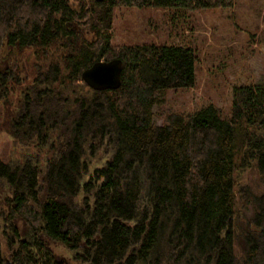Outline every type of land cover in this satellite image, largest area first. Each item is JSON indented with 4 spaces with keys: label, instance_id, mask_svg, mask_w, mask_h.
Segmentation results:
<instances>
[{
    "label": "trees",
    "instance_id": "1",
    "mask_svg": "<svg viewBox=\"0 0 264 264\" xmlns=\"http://www.w3.org/2000/svg\"><path fill=\"white\" fill-rule=\"evenodd\" d=\"M231 1L0 0V264H264V83L156 124L193 48L111 42L116 6ZM114 58L118 88L82 80Z\"/></svg>",
    "mask_w": 264,
    "mask_h": 264
},
{
    "label": "rangeland",
    "instance_id": "2",
    "mask_svg": "<svg viewBox=\"0 0 264 264\" xmlns=\"http://www.w3.org/2000/svg\"><path fill=\"white\" fill-rule=\"evenodd\" d=\"M111 32L114 45L176 44L195 52L194 86L163 91L152 108L156 124L164 122L166 111L187 115L208 104L229 118L233 88L264 83V0H232L192 11L116 6ZM235 179V191L241 184L263 189L254 169L239 171Z\"/></svg>",
    "mask_w": 264,
    "mask_h": 264
},
{
    "label": "water",
    "instance_id": "3",
    "mask_svg": "<svg viewBox=\"0 0 264 264\" xmlns=\"http://www.w3.org/2000/svg\"><path fill=\"white\" fill-rule=\"evenodd\" d=\"M121 71V59L100 60L95 61L88 68L84 69L81 73V78L93 89H116L121 82Z\"/></svg>",
    "mask_w": 264,
    "mask_h": 264
}]
</instances>
